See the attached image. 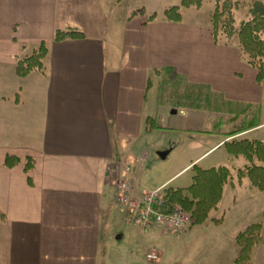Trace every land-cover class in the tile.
<instances>
[{
	"label": "crops",
	"instance_id": "0c3cea01",
	"mask_svg": "<svg viewBox=\"0 0 264 264\" xmlns=\"http://www.w3.org/2000/svg\"><path fill=\"white\" fill-rule=\"evenodd\" d=\"M165 5L0 0V264H236L235 237L251 223L262 227L251 263L264 264V190L247 177L238 182L241 168L230 171L217 209L184 233L159 226L142 232L117 203L116 182L126 167L134 196L176 189L171 183L194 165L228 168L239 156L227 152L225 141L258 140L245 136L264 126L260 118L227 137L237 128L230 115L216 137L203 121L214 110L196 104L184 109L159 97L165 72L202 86L226 105L245 108L264 97V83L255 81L256 70L236 42H215L210 23L186 19L182 11L178 22L164 19ZM138 8L146 15L129 17ZM152 13L155 20L148 21ZM68 27L84 36L53 41L56 29ZM41 41L48 46L43 71L19 77L16 59ZM170 116L174 124L167 128L180 140L156 154H173L182 166L150 186L147 140ZM7 155L18 163L6 166ZM28 158L33 167L26 172Z\"/></svg>",
	"mask_w": 264,
	"mask_h": 264
},
{
	"label": "trees",
	"instance_id": "16d2710c",
	"mask_svg": "<svg viewBox=\"0 0 264 264\" xmlns=\"http://www.w3.org/2000/svg\"><path fill=\"white\" fill-rule=\"evenodd\" d=\"M202 0H180L179 5H172L162 12L164 19L172 22L181 20V7L199 8ZM233 0H215V7L211 15V33L215 42H218L220 35L231 38L237 37V45L246 62L255 68V81L264 82V4L254 1L248 8L249 18L242 21L238 27L234 25L233 10L237 7ZM140 15L145 16L144 8L130 11L129 17ZM156 13L147 15L148 21H153ZM83 33L77 29L68 27L56 29L53 34V41L60 42L71 38H82ZM48 53V46L45 41H41L33 47L29 54L18 57L15 63V71L19 77H24L32 71H43L44 59ZM166 71L169 69H165ZM172 71V69H171ZM152 119L147 118L148 127ZM255 122L247 121L246 124L228 131L224 134L233 137L247 128L253 127ZM155 127L158 128L157 125ZM227 152L235 157L242 156L248 164L236 173L237 181L247 177L250 183L264 190V141L248 139H231L224 143ZM18 163V158L7 155L5 164L13 167ZM33 167L30 158L26 159L25 171ZM194 172L189 186L186 188H167L165 198L168 205H179L191 215V224H202L212 211L216 210L222 197L225 184L231 181L230 170L226 166L210 167L201 169L193 166ZM218 223L220 219H212ZM262 227L259 223H251L239 231L235 237L238 245V254L235 259L236 264H252L251 255L255 247L262 242Z\"/></svg>",
	"mask_w": 264,
	"mask_h": 264
},
{
	"label": "rangeland",
	"instance_id": "374dc122",
	"mask_svg": "<svg viewBox=\"0 0 264 264\" xmlns=\"http://www.w3.org/2000/svg\"><path fill=\"white\" fill-rule=\"evenodd\" d=\"M233 1H236L238 5L233 10L235 27H238L242 21H245L249 18L248 8L254 1H260L264 4V0ZM165 4V8L172 5H179L180 0H165ZM214 7L215 0H202V4L199 8L181 7L180 10L182 11V14L186 19L194 18L202 24L210 23L211 26L210 19ZM218 42L237 43V37L236 35H234L231 38H226L222 34L219 36ZM158 89L160 90L159 97H164L162 100L167 103L170 102L179 106H183L184 109L188 108L191 104H196L202 106L203 108L207 107L210 110H214V114L203 117V121L204 128H207L208 130H210V132H213L216 137L218 136V131L220 128H225L226 126H228V121L226 119L230 115H234L237 118V128L240 127V125L246 124L249 120H252L253 122H258L260 118L264 120V97L262 98V101H260V103L247 105L245 108L241 104L226 105L218 95L207 92V90L202 88V86H197V88L192 87L184 79L174 76L173 72H165V75L159 82ZM219 112L222 114H219ZM173 121V117L171 116L160 119L159 123L162 126L166 127L156 129V131L153 132V134L147 140L148 146L147 148H145V150L148 151V154L145 160H148V162L150 163L149 170L147 171L149 173L146 174L147 176H149L146 181L147 185L153 186L158 184V180L160 178H162L163 176H169L172 173L177 172L182 166L181 160L179 161V159L176 158L173 154H169L168 157L164 158H160L156 154V152L162 149L164 146H169L171 142L180 140V136L178 135V132L176 130L167 128V126H172L174 124ZM245 137L257 138L258 140L264 141V126L256 133L250 134ZM200 138L203 140L210 139L207 135L200 136ZM136 154L139 155L140 152L137 151L135 155ZM246 163L247 161L242 156H239L233 159L231 163H228L227 166L230 171L236 172L238 168L242 169L243 165ZM193 174L194 172L192 171L183 173L174 182H172L171 185L174 187L178 186L179 188L187 186L191 182V176ZM122 210L125 213V210ZM125 218L127 219L128 223L131 224L127 216H125ZM122 244L125 247V240ZM173 251L171 253H173Z\"/></svg>",
	"mask_w": 264,
	"mask_h": 264
},
{
	"label": "built area",
	"instance_id": "2783aa9c",
	"mask_svg": "<svg viewBox=\"0 0 264 264\" xmlns=\"http://www.w3.org/2000/svg\"><path fill=\"white\" fill-rule=\"evenodd\" d=\"M129 167L117 179V203L125 210L129 222L142 232L154 226L172 234L185 232L191 224V215L179 205L166 203L164 189L148 191L140 196L132 194ZM152 256L153 255H150Z\"/></svg>",
	"mask_w": 264,
	"mask_h": 264
},
{
	"label": "water",
	"instance_id": "95a60500",
	"mask_svg": "<svg viewBox=\"0 0 264 264\" xmlns=\"http://www.w3.org/2000/svg\"><path fill=\"white\" fill-rule=\"evenodd\" d=\"M158 155L161 157V158H164L165 157V155H166V152H158Z\"/></svg>",
	"mask_w": 264,
	"mask_h": 264
}]
</instances>
